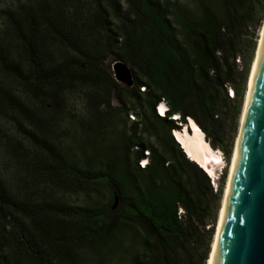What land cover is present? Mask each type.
I'll use <instances>...</instances> for the list:
<instances>
[{"label":"trees","instance_id":"obj_1","mask_svg":"<svg viewBox=\"0 0 264 264\" xmlns=\"http://www.w3.org/2000/svg\"><path fill=\"white\" fill-rule=\"evenodd\" d=\"M85 1V12L66 0H31L2 12L0 113L11 118L54 187H111L122 206L111 210L114 193L105 207L33 200L14 193L0 173V264H79L80 251L113 243L124 227L142 229L146 262L160 252L166 264H203L207 252L196 263L194 241L200 228L214 222L220 190L213 193L216 180L212 185L186 157L174 134L193 120L211 148L230 160L220 143L223 114L243 97L248 67L242 53L252 40L249 30L261 25L264 0H187L186 9L176 0ZM109 57L128 67L131 88L104 71ZM237 60L244 62L241 72ZM3 79L12 80L20 94ZM80 86L115 91L120 106L112 110L140 116L85 167L56 145L48 130L52 120L44 116L47 104L59 113L66 93ZM161 102L168 108L165 117L155 112ZM104 106L109 102L93 107L91 115ZM176 114L181 120H173Z\"/></svg>","mask_w":264,"mask_h":264},{"label":"rangeland","instance_id":"obj_2","mask_svg":"<svg viewBox=\"0 0 264 264\" xmlns=\"http://www.w3.org/2000/svg\"><path fill=\"white\" fill-rule=\"evenodd\" d=\"M29 1L31 0H0V37H4L3 30L6 25L2 12L13 10L16 6ZM176 1L184 9L190 7L187 0ZM66 3L68 7L75 6L81 12H85L88 7L85 0H66ZM263 23L264 16L261 25L257 29L253 30L251 28L249 30L252 34V40L246 44L242 53L248 67L242 86L243 97L232 100L223 114L224 124L220 143L222 148L229 152L230 160L239 136L242 111L246 93L249 89L251 70L261 38ZM115 63L117 62L109 57L102 68L112 76L115 82L119 83L116 79L118 76L114 69ZM236 63L238 66L237 71L241 72L244 69V62L237 60ZM242 78V75L237 76V84H240ZM2 81L12 92L20 94L19 87L12 80L3 79ZM120 85L127 88L124 84ZM105 92L106 94H104ZM227 96L231 98L229 93H227ZM94 101L96 106L91 104ZM107 101L110 107L104 106L98 115H91L90 112L93 107L100 106L107 103ZM47 105L50 112L44 113V116L47 120H52L50 121L52 126L48 129L51 137H53L56 145L65 152L68 159L72 163L78 164L79 167H85L86 162L93 161L95 157L97 158L100 154L108 151L111 145L116 144L121 132L128 129L133 122L137 120L140 122V116L133 114L135 121H132L130 116L124 117L121 113L113 111L112 108L120 106L115 91H107L100 86H80L68 91L59 113L54 114L52 106ZM150 142H153V140L150 139ZM103 159L100 157V160ZM230 160L228 162L225 160L226 164L223 168L219 167V178H215L216 185L213 187V193L215 194L216 190H220L218 202L213 205L216 210L215 220L213 223L207 222L203 229L200 228V233L194 241L193 254L196 263L201 262L206 252L208 258L211 254L214 233L219 222V214L225 193ZM37 166L30 148L24 143L13 126L11 118L0 113V173L14 193L45 202L59 200L77 206L91 207L98 205L105 207L109 203L110 194L115 192L111 187L108 189L100 187L79 192L58 189L38 170ZM223 172H225V182L220 186V177ZM121 206V203L118 202L115 211L119 210ZM145 228L150 234H153L148 226H145ZM142 236L141 228L124 227L113 243L95 251H80L79 264H166L160 252L156 254V260L152 263L144 260L141 244ZM208 258L203 264H207Z\"/></svg>","mask_w":264,"mask_h":264},{"label":"water","instance_id":"obj_3","mask_svg":"<svg viewBox=\"0 0 264 264\" xmlns=\"http://www.w3.org/2000/svg\"><path fill=\"white\" fill-rule=\"evenodd\" d=\"M114 69L117 81L131 88L134 82L128 67L117 62ZM118 202L114 193L111 210L117 208ZM212 264H264V47L258 62L228 209Z\"/></svg>","mask_w":264,"mask_h":264},{"label":"bare ground","instance_id":"obj_4","mask_svg":"<svg viewBox=\"0 0 264 264\" xmlns=\"http://www.w3.org/2000/svg\"><path fill=\"white\" fill-rule=\"evenodd\" d=\"M264 47V23L263 28L261 31V38L259 41V45L255 54V58L253 61V66L251 70V76H250V82H249V89L247 90L246 97H245V103L242 111L241 116V124L239 129V136L236 140V144L233 150V154L231 156L230 163L228 165V177L226 181V188L225 193L222 200V206L219 214V222L217 225V229L214 233V238L212 242L211 247V254L208 258L207 264H212V262H215L216 253L219 245L220 240V234H221V228L227 213L228 204H229V198L231 193V187H232V181L234 177V173L236 170L239 152H240V145L242 142L244 130H245V124L247 119V113L249 108V103L251 99L252 89L254 86L256 73L258 69V62L262 54V50ZM164 106L161 104L159 106V112L162 114L164 111ZM174 119L177 121L181 120L180 115L176 114ZM189 122V118L187 119ZM180 127H183L180 125ZM175 140L180 144L181 149L185 152L187 158L191 160L192 162L199 165L203 170L206 171V173L213 179L219 178V167H224L226 164L225 159L220 152V150H216L211 148V146L207 143V141L204 139L203 132L199 129L197 124L190 120L188 126H184L180 131H177L174 134Z\"/></svg>","mask_w":264,"mask_h":264},{"label":"built area","instance_id":"obj_5","mask_svg":"<svg viewBox=\"0 0 264 264\" xmlns=\"http://www.w3.org/2000/svg\"><path fill=\"white\" fill-rule=\"evenodd\" d=\"M141 91H143V88L141 89ZM229 94H230V97L232 98L233 97V93H232V91L231 90H229ZM163 105L165 108H164V111H163V113L161 114L160 112H159V106L160 105ZM167 110H168V108H167V106H166V104L164 103V102H161L160 104H158V106L155 108V112H156V114L159 116V117H163L164 115H166V113H167ZM130 118H131V120L132 121H135V117L133 116V115H130ZM148 156H149V153L148 152H145V158L143 159V160H141V161H139L138 162V165L140 166V168H145V166H146V164H147V158H148ZM179 214H183V211L180 209L179 210Z\"/></svg>","mask_w":264,"mask_h":264},{"label":"clouds","instance_id":"obj_6","mask_svg":"<svg viewBox=\"0 0 264 264\" xmlns=\"http://www.w3.org/2000/svg\"><path fill=\"white\" fill-rule=\"evenodd\" d=\"M167 111H168V110H167ZM163 117H165V115H164Z\"/></svg>","mask_w":264,"mask_h":264}]
</instances>
